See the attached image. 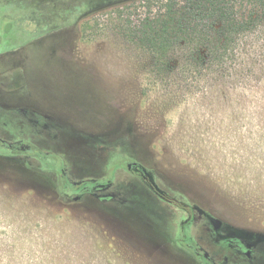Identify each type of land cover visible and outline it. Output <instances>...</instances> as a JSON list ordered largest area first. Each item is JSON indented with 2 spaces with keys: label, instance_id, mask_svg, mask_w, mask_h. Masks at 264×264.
<instances>
[{
  "label": "rangeland",
  "instance_id": "rangeland-1",
  "mask_svg": "<svg viewBox=\"0 0 264 264\" xmlns=\"http://www.w3.org/2000/svg\"><path fill=\"white\" fill-rule=\"evenodd\" d=\"M133 3L0 0V264H264V83L155 76Z\"/></svg>",
  "mask_w": 264,
  "mask_h": 264
},
{
  "label": "trees",
  "instance_id": "trees-1",
  "mask_svg": "<svg viewBox=\"0 0 264 264\" xmlns=\"http://www.w3.org/2000/svg\"><path fill=\"white\" fill-rule=\"evenodd\" d=\"M131 10L138 17L122 29L148 53L155 76L182 83L187 93L264 83V0H134ZM56 191L63 192L61 184ZM178 243L198 264H215L183 234Z\"/></svg>",
  "mask_w": 264,
  "mask_h": 264
},
{
  "label": "flooded vegetation",
  "instance_id": "flooded-vegetation-1",
  "mask_svg": "<svg viewBox=\"0 0 264 264\" xmlns=\"http://www.w3.org/2000/svg\"><path fill=\"white\" fill-rule=\"evenodd\" d=\"M56 68V67H51L50 69H49V71H53L54 69ZM40 98V97H39ZM39 101H40V99H39ZM37 110H35V109H33V111H32V113L30 114L31 116H32V118H31V121H33L34 123H35V125L36 126H38V127H40L41 128V130H44V129H46V128H49V122H50V118L48 119V120H46L45 118H44V116H45V114H44V112L42 111V110H46V111H48L49 113H51V111H50V108L49 107H41V105H40V103H38L37 104ZM50 115V114H49ZM0 140L3 142V139H1L0 138ZM6 148H2L3 150H5V151H10L9 149L12 147V144L10 143V144H7L6 146H5ZM28 147H32L33 148V156L35 157V158H37V160H39V161H41L42 159H45L48 155V153L46 154L45 152H43L39 147H37L36 145H21L20 146V149H21V151L20 152H24V151H22L23 149H26L27 150V148ZM127 166H129L128 168H130L131 167V164L130 163H128L127 164ZM135 172L137 173V174H139V176H140V178H142L143 179V181H145V180H147V178H148V176H149V174H148V172L145 170V169H143L142 167H140V166H138L136 169H135ZM64 173V172H63ZM63 173L60 175V181H61V186H62V189H63V193L64 194H69L70 192H72L73 190H74V187L76 186H73L72 187V185L71 186H69V187H67V186H65V184H62V181H63V178H62V176H63ZM149 181H150V179H149ZM80 183H76L77 185H82V187H85V186H90L91 187V189L94 191V193L95 192H98V191H101V190H105V189H108L110 186H111V181L110 180H106V182H104V181H98V180H96V179H86V180H82V181H79ZM150 186H149V189L151 190V191H154L153 189H154V185H153V183H152V181H151V183L149 184ZM93 193V192H92ZM78 198V197H77ZM183 228H184V226H182V230H183ZM194 246V245H193ZM195 247V246H194ZM199 250H200V247H197ZM199 251H197V253H198ZM206 256H207V254H206V252H203Z\"/></svg>",
  "mask_w": 264,
  "mask_h": 264
},
{
  "label": "water",
  "instance_id": "water-1",
  "mask_svg": "<svg viewBox=\"0 0 264 264\" xmlns=\"http://www.w3.org/2000/svg\"><path fill=\"white\" fill-rule=\"evenodd\" d=\"M129 167V166H128Z\"/></svg>",
  "mask_w": 264,
  "mask_h": 264
}]
</instances>
